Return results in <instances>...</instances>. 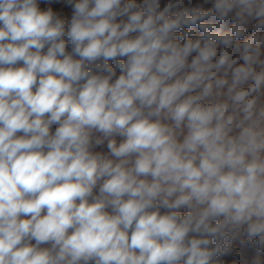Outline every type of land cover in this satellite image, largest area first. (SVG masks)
I'll return each instance as SVG.
<instances>
[{
	"label": "clouds",
	"instance_id": "1",
	"mask_svg": "<svg viewBox=\"0 0 264 264\" xmlns=\"http://www.w3.org/2000/svg\"><path fill=\"white\" fill-rule=\"evenodd\" d=\"M238 243L264 253V0H0V264Z\"/></svg>",
	"mask_w": 264,
	"mask_h": 264
},
{
	"label": "rangeland",
	"instance_id": "2",
	"mask_svg": "<svg viewBox=\"0 0 264 264\" xmlns=\"http://www.w3.org/2000/svg\"><path fill=\"white\" fill-rule=\"evenodd\" d=\"M258 255L264 256V253H257L255 249L238 243L235 253L226 259L233 262V264H254Z\"/></svg>",
	"mask_w": 264,
	"mask_h": 264
},
{
	"label": "crops",
	"instance_id": "3",
	"mask_svg": "<svg viewBox=\"0 0 264 264\" xmlns=\"http://www.w3.org/2000/svg\"><path fill=\"white\" fill-rule=\"evenodd\" d=\"M44 5L42 4V7H43Z\"/></svg>",
	"mask_w": 264,
	"mask_h": 264
}]
</instances>
